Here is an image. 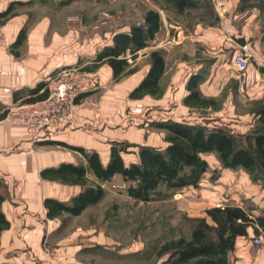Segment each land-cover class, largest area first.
Here are the masks:
<instances>
[{
  "label": "crops",
  "instance_id": "1",
  "mask_svg": "<svg viewBox=\"0 0 264 264\" xmlns=\"http://www.w3.org/2000/svg\"><path fill=\"white\" fill-rule=\"evenodd\" d=\"M48 1L0 0V29L9 42L7 49H0V180L7 186L6 199L1 209L9 221V226L3 230L0 238V264H81L79 256L84 246L83 240L79 238L84 229L80 227L73 234L64 235L70 229L63 215L75 214L63 211L51 217L50 208L45 204L46 199H54L72 206L74 198L84 190L78 182L66 181L53 172L66 164L88 167L86 155L76 149L77 147H82L88 154L97 152L106 166L112 147L124 146L126 150L122 151V156L125 164L130 165L138 161L140 146L164 149L168 145L166 137L169 131L156 126L157 122L172 120L202 124L191 120L190 114L196 108L184 101L190 93L188 83L193 75L200 76L198 90L202 98L211 101L206 108L217 109L216 113L223 111L215 118L207 117V121L218 119L223 122L225 105L231 106L238 96L234 90L239 92L241 87H248L250 82L255 83V89H258V80L264 70L263 35L256 37L253 43L245 36L248 28L241 31L233 24L230 25V20L234 21L238 16L228 18L226 11L228 6L232 7V3L228 5L227 0L222 11L217 10L216 0H213L219 17L216 25L203 24L198 17L193 26H188L185 20H171L168 16L165 19L163 16L161 31L149 42L150 45L139 50L135 59L128 51L126 58L135 71L120 79L114 78V69L108 62H100L96 58L106 46L113 44L115 32L126 31L120 29L95 35L88 41L91 54H85V58L79 51L80 43L74 47L73 33L70 40L59 31L52 30V19L48 12L33 19L36 9L47 7ZM9 8L11 10L8 15L3 16L1 13ZM169 25L175 29L174 32L168 30ZM23 30L25 38L18 43ZM224 31H229V34L226 35ZM235 32L238 34L234 35ZM244 43L249 44L259 60L253 69L250 62L245 71L233 63L234 53L238 51L239 44ZM193 44L200 46L204 53L201 58L203 60L196 63L193 60L173 57L176 49H185ZM226 48H232L228 58L224 53ZM152 50L162 51L165 59V70L158 80L160 91L132 97L131 93L145 80L151 69ZM71 65L89 67L91 72H96L101 77V86L97 90L79 97L71 121L42 131L39 139L35 140L24 126L7 120L9 109L29 98L31 89L41 83L45 84L56 69ZM242 71L247 77L243 82L236 80L231 95L220 101L223 104L221 106L214 97L221 96L225 83L234 78L238 79ZM41 92L42 90L39 93ZM136 102L146 105L144 114L130 112V107ZM231 108L233 115L242 118L235 114L234 104ZM5 112L7 114L3 115ZM235 122L242 123L240 120ZM223 124L226 125L225 122ZM251 125V121L243 124L246 128ZM207 126L222 127L211 126L209 123ZM209 155L215 157L216 164L203 154L210 168L204 174L200 187H186L182 192L197 193L200 188L199 200L207 204L206 209L216 206L217 202L226 201L223 205L242 207L254 217L264 216V183L255 181L241 167L224 168L216 153ZM215 169L218 174L212 179L210 172ZM86 177L88 184L98 182L102 185L105 190L103 197L107 195L108 183L116 177L123 180L126 189L129 185L120 174L100 181L88 170ZM226 189L231 192L229 198H223L222 193ZM97 203L87 205L75 216L83 214ZM256 236L262 237V244L254 242ZM48 240L58 254L49 252L45 247ZM228 257L234 264H264V233L256 234L254 228L249 227L247 235L238 236L235 249Z\"/></svg>",
  "mask_w": 264,
  "mask_h": 264
},
{
  "label": "trees",
  "instance_id": "2",
  "mask_svg": "<svg viewBox=\"0 0 264 264\" xmlns=\"http://www.w3.org/2000/svg\"><path fill=\"white\" fill-rule=\"evenodd\" d=\"M73 0H63L68 4ZM168 17L177 21L198 13L199 22L216 25L219 17L211 0H156ZM247 3V2H246ZM11 8L1 13L8 15ZM172 14V15H171ZM144 23L132 24L126 32L118 31L113 36V44L106 46L98 55L97 61H106L114 69V78L120 79L135 71L130 67L126 55L137 57L139 50L147 47L161 31L162 15L159 9H148L143 18ZM185 20V19H183ZM196 23L193 20L189 26ZM25 38V30L20 33L18 43ZM264 41V36H263ZM151 69L145 80L132 93V97H141L143 93H156L159 90L158 80L165 70V59L162 51L152 50ZM86 70H92L89 67ZM199 75H193L188 83L190 93L185 103L191 107H207L211 102L202 98L198 85ZM42 90L41 93H39ZM26 101H36L48 95V88L41 83L30 90ZM5 112L3 115H6ZM264 122V107L257 113ZM156 126L168 129V145L164 149L152 146H140L138 161L125 164L122 151L126 147L114 145L108 164L101 162L97 152L88 154L82 147H77L88 159V167L63 165L53 170L54 175L66 181L78 182L84 190L74 198L73 205H67L54 199H46L51 217L63 211L80 214L89 204L99 202L105 190L98 182L88 184L87 171H92L100 181L111 179L115 174L123 176L129 183L126 191L129 196L149 202L163 197L165 188L171 192L186 187H198L209 170V163L203 157L205 153H216L224 168H243L255 181L264 183V127H256L251 132L240 134L224 127H208L186 121L157 122ZM47 176L45 172H42ZM7 186L0 180V238L4 229L9 226L1 209L6 199ZM203 217L193 218L194 225L189 237H180L166 241L159 250V255H167L165 264H234L229 260V253L235 249L238 236L248 234L253 227L256 234L264 233V216H255L236 205L212 206L205 210Z\"/></svg>",
  "mask_w": 264,
  "mask_h": 264
},
{
  "label": "rangeland",
  "instance_id": "3",
  "mask_svg": "<svg viewBox=\"0 0 264 264\" xmlns=\"http://www.w3.org/2000/svg\"><path fill=\"white\" fill-rule=\"evenodd\" d=\"M201 1L204 2V0ZM227 1L228 5L232 3V7L228 6V11H226L228 18L238 16L234 18V21L230 20V25L233 24L235 28L241 29V31L248 28L249 31L246 32L245 36L253 43L256 37L264 36V0ZM211 2L213 3V0ZM150 8L159 9L162 17L167 19V13L160 8L156 0H73L68 4H62L60 0H49L47 7L42 6L36 9L33 19H38L40 15L48 12L52 19V30L59 31L70 40L73 33L75 37L74 47L80 43L79 51L86 58L87 55L91 54L88 44L91 38L97 34L103 35L104 32L108 31L120 29L127 31L130 30L132 24L144 23V14ZM197 16L198 13H193L180 21L185 19L188 25L193 20H197ZM171 18V20H176L173 16ZM168 30L174 32L175 29L169 25ZM229 30L231 31V29ZM228 32L224 31L226 35L229 34ZM235 34L238 33L235 32ZM231 49L226 48L224 50L226 58L230 57ZM173 57H181L198 63L203 60L201 58L204 57V53L199 45L193 44L188 45L185 49H176ZM257 61L259 63L258 59H251L250 67L252 69L254 65H257ZM59 69H56L50 76ZM244 71L240 72L238 79L234 78L225 83V89L221 92V96L214 97L218 104L222 106L220 101L231 95L236 80L243 82V79L247 77L243 74ZM263 73L258 80L260 82L258 89H255V83L250 82L248 87H241L239 92L234 90L238 95H235L233 103L234 112L241 115L242 118L233 115L231 108L233 104L231 106L226 104L223 122L218 119H211V122H208L207 117L215 118L223 111L216 113L217 109L206 107L196 108L190 114L191 120L206 125L209 123L211 126H222L231 131L236 130V133L242 135L251 132L256 127H264V122L257 115L260 109L264 107ZM50 82L46 80L45 83L48 89ZM24 102L29 101L23 100L20 103ZM131 108L129 109L130 112L136 114ZM235 120H240L242 123L238 124ZM249 121L252 122L251 127L243 126ZM224 122L226 125L223 124ZM209 154L212 153H205L204 155L208 157L210 162L215 163V157ZM211 172L210 176L213 179L218 174V170L215 169ZM124 185L123 180L116 177L108 183L107 195L100 202L79 216L63 215L64 221L70 229L68 232H64V235L67 233L71 235L75 229L80 227L84 229L79 238L83 240L84 246L79 256L81 264H165L168 254L159 255L161 246L169 240L183 236L189 237L194 225L193 218L206 215L205 209L208 206L199 200L201 199L200 188L197 189V193L191 194H186L182 190L171 192L163 188L162 192L165 194L163 197L145 202L129 196ZM230 194L229 189L222 193L223 198H229ZM220 202L223 204L226 201ZM45 247L49 252L54 251V254H58L56 249H52L49 240L45 242Z\"/></svg>",
  "mask_w": 264,
  "mask_h": 264
},
{
  "label": "built area",
  "instance_id": "4",
  "mask_svg": "<svg viewBox=\"0 0 264 264\" xmlns=\"http://www.w3.org/2000/svg\"><path fill=\"white\" fill-rule=\"evenodd\" d=\"M218 11L225 8V0H216ZM9 42L0 29V49H7ZM129 61L132 59L129 56ZM251 59L257 57L248 43L239 44L238 51L233 55V63L241 70H246ZM51 81L47 97L36 101L16 105L7 114V120L16 125L24 126L38 140L42 131L67 123L74 118L77 101L84 93L97 90L101 86V77L96 72L86 70L83 66L64 67L50 76ZM131 110L136 114H144L147 110L143 102H136ZM216 206H224L217 202ZM256 244H262L261 236L254 238Z\"/></svg>",
  "mask_w": 264,
  "mask_h": 264
}]
</instances>
